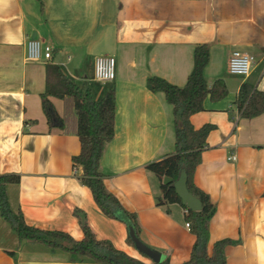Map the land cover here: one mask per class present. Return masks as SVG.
Returning a JSON list of instances; mask_svg holds the SVG:
<instances>
[{"label": "crops", "instance_id": "1", "mask_svg": "<svg viewBox=\"0 0 264 264\" xmlns=\"http://www.w3.org/2000/svg\"><path fill=\"white\" fill-rule=\"evenodd\" d=\"M32 38L51 45L54 63L60 60L77 80L93 74L96 57L116 58L115 136L104 146L100 170L108 190L136 214L137 236L170 264L189 260L196 238L181 203L158 204L161 181L146 168L175 151L173 106L164 92L150 91L147 81L158 76L184 86L196 46L208 44L204 76L209 84L224 79L229 90L221 101L206 99L205 110L191 117L196 128L216 125L193 177L215 205L208 250L229 238L227 264H264V113L243 118L234 105L244 82L264 91V0H0V175L21 176L7 186L12 209L31 226L81 240L76 207L98 238L153 264L128 240L132 226L126 215L107 217L74 174L72 157L81 143L73 101L51 97L67 122L64 130L50 127L42 107L50 62L27 59ZM235 50L256 59L242 79L228 69ZM0 264L101 263L21 243L0 214Z\"/></svg>", "mask_w": 264, "mask_h": 264}, {"label": "trees", "instance_id": "2", "mask_svg": "<svg viewBox=\"0 0 264 264\" xmlns=\"http://www.w3.org/2000/svg\"><path fill=\"white\" fill-rule=\"evenodd\" d=\"M210 61L208 44L196 46L194 51V67L187 83L178 86L158 76L150 77L147 87L152 92H164L167 101L173 106L175 123V151L152 161L146 168L154 172L161 181L159 205L181 203L174 183L179 178L182 169L188 174V188L192 194L203 202L200 211L188 210L186 221L191 224V232L195 235L191 257L182 264H227L226 246L233 240L227 238L213 244L211 252L209 222L215 213V205L210 196L197 187L193 181L196 168L201 162L202 152L207 147L209 134L216 129L215 124H205L196 128L192 115L205 110V101L217 102L228 97L229 90L222 78L209 84L204 76V70ZM51 97L61 99L71 98L75 111L76 134L80 139L81 150L72 157L73 167H80V181L92 192L95 202L103 213L113 219H120L123 212L136 233L139 224L135 213L124 208L120 200L108 190L105 184L106 175L100 170L104 146L115 136L116 87L113 82L102 84L94 79V73L84 80H77L58 63L50 62L46 70V91L42 94V107L50 127L65 129L67 118H62L56 110ZM238 113L243 118H254L264 113V91L254 85L244 82L234 101ZM234 119L232 110H228ZM21 176L16 173L0 175V214L17 234L19 241L39 243L52 250L68 252L72 260L90 261L101 264H143L106 238L100 239L86 220L83 211L72 207L73 214L78 217L84 236L76 240L69 235L34 227L26 223L20 211L11 207L7 186L17 184ZM186 209V207L184 206ZM187 210V209H186ZM133 242L131 237H128ZM170 264L169 258L160 263Z\"/></svg>", "mask_w": 264, "mask_h": 264}, {"label": "built area", "instance_id": "3", "mask_svg": "<svg viewBox=\"0 0 264 264\" xmlns=\"http://www.w3.org/2000/svg\"><path fill=\"white\" fill-rule=\"evenodd\" d=\"M56 58L54 48L45 44L42 40L32 38L27 45V59L31 62H54ZM256 59L249 53L235 50L231 54L228 63L229 72L236 76H248L252 72ZM94 79L102 84L113 82L116 79V58L112 56H98L94 62ZM235 160L236 156L229 157ZM74 174H81L80 167H74ZM187 209V208H186ZM188 209L186 210L187 213ZM186 226L191 229V224L186 221Z\"/></svg>", "mask_w": 264, "mask_h": 264}, {"label": "water", "instance_id": "4", "mask_svg": "<svg viewBox=\"0 0 264 264\" xmlns=\"http://www.w3.org/2000/svg\"><path fill=\"white\" fill-rule=\"evenodd\" d=\"M56 63H60V60ZM174 187L177 195L182 201V205L185 206L188 210L200 211L203 209V202L200 198L191 193L188 188V174L185 169H182L179 178L174 183ZM131 238L136 246V248L151 258L155 263H160L164 261L165 256L162 252L148 246L144 243L135 233L133 227H131Z\"/></svg>", "mask_w": 264, "mask_h": 264}, {"label": "rangeland", "instance_id": "5", "mask_svg": "<svg viewBox=\"0 0 264 264\" xmlns=\"http://www.w3.org/2000/svg\"><path fill=\"white\" fill-rule=\"evenodd\" d=\"M241 77H243V76H239L238 78H239V79H242Z\"/></svg>", "mask_w": 264, "mask_h": 264}]
</instances>
